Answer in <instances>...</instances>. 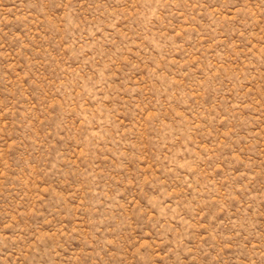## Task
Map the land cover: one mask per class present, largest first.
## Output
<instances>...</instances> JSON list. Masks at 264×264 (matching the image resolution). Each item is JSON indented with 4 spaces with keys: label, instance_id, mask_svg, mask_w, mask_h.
Returning <instances> with one entry per match:
<instances>
[{
    "label": "rangeland",
    "instance_id": "1",
    "mask_svg": "<svg viewBox=\"0 0 264 264\" xmlns=\"http://www.w3.org/2000/svg\"><path fill=\"white\" fill-rule=\"evenodd\" d=\"M0 264H264V0H0Z\"/></svg>",
    "mask_w": 264,
    "mask_h": 264
}]
</instances>
